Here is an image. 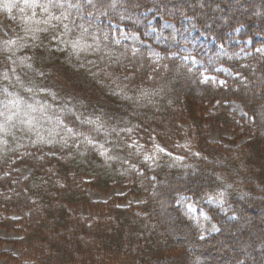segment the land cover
Returning a JSON list of instances; mask_svg holds the SVG:
<instances>
[{
  "label": "trees",
  "instance_id": "trees-1",
  "mask_svg": "<svg viewBox=\"0 0 264 264\" xmlns=\"http://www.w3.org/2000/svg\"><path fill=\"white\" fill-rule=\"evenodd\" d=\"M0 9L12 31L9 38L0 29V166L26 161L21 146L35 138L32 115L58 141L59 156L33 157L31 174L0 195L2 206L22 215L0 225L21 232L13 242L31 258L27 264H264V53L239 58L231 36L242 28L240 39L264 37V0H0ZM147 10L181 35L191 19L214 39L209 45L184 38L181 52L201 59L211 73L228 68L225 85L204 81L169 57L140 17ZM109 23L134 32L163 59L150 63L130 52ZM125 67L128 78L120 81L115 73ZM231 100L251 119V133H241L250 139L236 154L204 137L205 122L234 124L225 106ZM170 102L194 125L195 152L172 147L178 120L169 122ZM210 107L216 111L207 113ZM77 131L86 137L75 139ZM130 134L155 137L175 156L158 153L150 164L129 146ZM11 177L0 175L3 191ZM83 178L104 194L131 183L130 194L152 188L155 198L142 204L141 215L117 205L124 197L92 201L77 186ZM210 194L221 196L229 213L209 202ZM183 197L209 214L217 233L201 236ZM72 208L97 219L72 217Z\"/></svg>",
  "mask_w": 264,
  "mask_h": 264
},
{
  "label": "rangeland",
  "instance_id": "rangeland-1",
  "mask_svg": "<svg viewBox=\"0 0 264 264\" xmlns=\"http://www.w3.org/2000/svg\"><path fill=\"white\" fill-rule=\"evenodd\" d=\"M140 17L143 18L145 24L149 26V32L159 36L168 48V56L176 58L177 60L182 61L186 66L191 70L197 71L201 76L202 80L212 82L213 84L224 86L225 85V75H230L231 72L228 68L223 65H220L215 68V72L211 73L204 62L194 56L187 55L181 51H187V48L180 46V41L184 38L191 40L196 39V42H204L209 45L214 44V39H207L202 33L196 28L194 22L191 19H186L187 22L186 29L184 34H180L174 24L170 21L165 20L160 15L156 14L153 10H147L140 14ZM157 22V26L154 23ZM111 32L130 52L135 54H140L144 56L150 63H158L163 59L162 54L150 43L143 41L139 38L134 32L127 30L125 27L109 23ZM0 29L2 32L12 38V31L9 28L2 12L0 9ZM242 28L235 30L231 36L232 39L238 45L236 55L239 58L249 56L255 52L264 53V37L257 36L256 42H253L250 39H240L239 33ZM219 52H224V49L218 47ZM151 70L145 71V77L149 75ZM128 70L125 68L121 69L120 72L115 73V77L120 79V81L128 78ZM149 95V94H148ZM170 113H174L173 120L177 122V130L170 134V139L173 142V146L177 149H187L195 152L194 147V125L191 123L190 118H188L183 112L182 107L179 105L174 106V103H169ZM227 109L226 113L230 114L234 124L232 126H212L209 122H205L204 125V137L207 143L217 144L222 146L225 149H232L231 154H236V149L240 148L245 144L250 137H242L241 133H251L250 132V123L251 119L244 110L242 104L237 100H231L226 102ZM216 108L210 107L207 113H214ZM218 112V111H217ZM216 112V113H217ZM36 115H32L29 121L28 127L32 129L35 134V138L32 140V143L25 144L21 146V156H24L26 161H19L17 165L12 166L9 163L6 166H0V175H8L11 177L12 186L9 187L6 191L0 188V195L7 194L10 195L19 184L18 182L25 179L32 172V165L30 162L33 161V157L37 161L46 160L50 156H59V152L56 150L58 141L54 138L51 139L46 133L45 125H41L36 120ZM198 132V130H197ZM75 139L85 138V133L83 131H77L75 134ZM237 138L236 140H234ZM128 144L132 146L146 161L150 164L153 163L154 156L158 153H167L169 155L175 156L169 150H167V144L165 142L158 141L155 137H152L151 140L143 141L136 136V134H130L128 136ZM47 167V166H46ZM50 170V173L52 174ZM57 181V180H56ZM87 179L83 178L79 180L77 186H79L87 196L90 197L92 201H101L106 202L113 198L124 197L122 202H117V205L120 207H135L136 211L145 215L143 209L141 208L142 204H146L150 201H153L155 198L153 189L144 190L142 188V193L140 195H134L129 193V187L131 183H126L124 186L114 187L107 193H102L101 191L88 186ZM59 182V181H57ZM144 184H140L143 186ZM208 201L224 208V213H229L230 206L227 202L217 195H208ZM181 203L184 206L185 212L187 215L199 222L200 232L202 237H209L218 231L217 224L210 218L209 214L197 206L191 197L181 198ZM69 214L72 217L80 218L86 223L91 224L93 221H96L97 215L94 212L84 209H69ZM26 214V213H25ZM231 215V214H230ZM22 215L16 213L4 207L0 204V220L5 219H18ZM233 216V215H231ZM21 232L14 230L13 228L4 227L0 225V240L5 241L0 242V252H5L18 259V262L12 260L8 255H0V264H27V259L30 258L28 254L25 255V252L22 250L21 245L15 244L13 241L21 239ZM31 259V258H30ZM189 264V263H188Z\"/></svg>",
  "mask_w": 264,
  "mask_h": 264
},
{
  "label": "snow or ice",
  "instance_id": "snow-or-ice-1",
  "mask_svg": "<svg viewBox=\"0 0 264 264\" xmlns=\"http://www.w3.org/2000/svg\"><path fill=\"white\" fill-rule=\"evenodd\" d=\"M53 6H56V5H53ZM77 44H78V42H77ZM77 44H74L73 47L76 48L77 47Z\"/></svg>",
  "mask_w": 264,
  "mask_h": 264
}]
</instances>
